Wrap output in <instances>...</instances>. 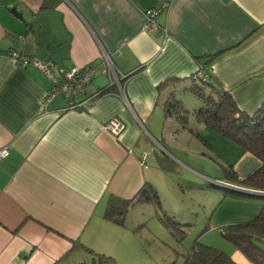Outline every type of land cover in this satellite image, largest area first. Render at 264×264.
<instances>
[{
	"label": "crops",
	"instance_id": "0c3cea01",
	"mask_svg": "<svg viewBox=\"0 0 264 264\" xmlns=\"http://www.w3.org/2000/svg\"><path fill=\"white\" fill-rule=\"evenodd\" d=\"M161 1L0 0V148H9L0 160V264H54L75 244L61 264L86 260L85 248L118 264L129 259L138 236L126 221L103 218L108 196L130 198L153 182L149 137L162 135L170 95L193 94L199 69L240 110L264 104V0H170L155 17L159 29L143 30L145 11ZM13 51L52 60L57 72L91 67L75 97L88 102L68 109L56 95L43 107L50 80L37 66L21 67ZM112 118L124 125L118 135L105 128ZM193 118L204 141L214 136ZM169 120L172 134L196 137ZM259 165L242 149L233 163L240 177ZM229 255L252 264L236 249Z\"/></svg>",
	"mask_w": 264,
	"mask_h": 264
},
{
	"label": "rangeland",
	"instance_id": "374dc122",
	"mask_svg": "<svg viewBox=\"0 0 264 264\" xmlns=\"http://www.w3.org/2000/svg\"><path fill=\"white\" fill-rule=\"evenodd\" d=\"M175 98L188 111L185 126L195 127L193 110L201 105V101L188 92L177 94ZM169 118L176 122L174 117ZM169 118L162 135L149 133L155 142L149 137L147 147L157 152H152L157 157L155 164L151 163L154 157L149 152L146 165H153L149 168L152 166L155 176L150 184L158 194L161 210L152 203H143L128 211L126 223L134 227L138 244L132 255L129 253L130 258L126 256L119 264H182L183 256L196 240L230 254L235 249L224 237L229 224L251 219L262 205L260 197L222 185L246 189L228 182L226 177V171L234 170L233 163L239 156L241 148L237 143L209 128L206 132H212L218 139L212 135L204 141L187 131L184 135L172 134ZM177 126L181 124L177 122ZM201 136L205 139V134L201 133ZM160 216L169 220L172 231L164 226ZM258 245L264 249V241ZM87 254L86 260L78 258L67 264L89 263L91 255Z\"/></svg>",
	"mask_w": 264,
	"mask_h": 264
},
{
	"label": "trees",
	"instance_id": "16d2710c",
	"mask_svg": "<svg viewBox=\"0 0 264 264\" xmlns=\"http://www.w3.org/2000/svg\"><path fill=\"white\" fill-rule=\"evenodd\" d=\"M44 8L45 4L42 2L41 9ZM202 71L206 75L205 78L194 79L191 76L192 85L189 89L201 101V105L193 110V115L198 121L203 122L228 141H234L243 151L251 153L259 160L260 165L257 169L245 177H240L232 169L226 171L227 181L246 189L264 192V104L252 114L240 110L229 92L211 82L206 69ZM110 90L111 86L101 92L106 93ZM163 107L165 118L174 117L182 127H185L188 111L182 108L180 100L175 99L172 94L164 102ZM188 130L202 139L198 131L192 128ZM260 198L262 205L254 217L229 224L224 233L225 239L252 264H264V249L258 245L259 242L264 241V196ZM143 203H152L161 210L158 194L153 185L148 182H145L130 198L109 195L103 218L116 225L124 226L128 211ZM160 219L164 226L172 231L173 225L169 220L163 216H160ZM79 245L72 246L54 264H61L68 259L74 248ZM85 249L91 254V260L89 263L80 264H118L110 255L95 253L89 248ZM182 264L237 263L229 254L196 240L189 252L183 256Z\"/></svg>",
	"mask_w": 264,
	"mask_h": 264
},
{
	"label": "built area",
	"instance_id": "2783aa9c",
	"mask_svg": "<svg viewBox=\"0 0 264 264\" xmlns=\"http://www.w3.org/2000/svg\"><path fill=\"white\" fill-rule=\"evenodd\" d=\"M169 2L170 0H163L157 6L145 11L143 30L151 31L159 29V26L156 24L155 17L161 9L168 5ZM10 55L12 58H15L16 62H18L21 67H24L28 64L39 67L50 80L51 86L43 100V107H45L48 101L56 95L63 96L68 104V109L80 107L83 103L88 102L87 99L78 101L75 100L77 95L84 92L85 87L89 84L94 76V70L88 65L57 72L55 70L56 64L52 60L21 57L16 51L11 52ZM205 77L206 75L200 69L193 74L194 79H201ZM114 83L119 86L117 78H115ZM105 128L110 130L113 134L118 135L124 129V125L118 119L112 118L105 124ZM8 154L9 148L7 146L0 148V160L5 158ZM146 156L147 154L143 153L141 155V161H144Z\"/></svg>",
	"mask_w": 264,
	"mask_h": 264
},
{
	"label": "water",
	"instance_id": "95a60500",
	"mask_svg": "<svg viewBox=\"0 0 264 264\" xmlns=\"http://www.w3.org/2000/svg\"><path fill=\"white\" fill-rule=\"evenodd\" d=\"M11 12L14 15H17V12H16L15 8H11ZM240 191L243 192V193H247V194H252V195L254 194V195L264 196V192H261V191L250 190V189H243V188H241Z\"/></svg>",
	"mask_w": 264,
	"mask_h": 264
},
{
	"label": "flooded vegetation",
	"instance_id": "af4514ba",
	"mask_svg": "<svg viewBox=\"0 0 264 264\" xmlns=\"http://www.w3.org/2000/svg\"><path fill=\"white\" fill-rule=\"evenodd\" d=\"M118 82H119V80H118Z\"/></svg>",
	"mask_w": 264,
	"mask_h": 264
}]
</instances>
